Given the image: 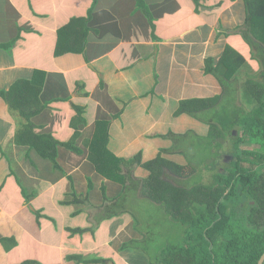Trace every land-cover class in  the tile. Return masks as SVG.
I'll return each instance as SVG.
<instances>
[{
	"label": "crops",
	"instance_id": "1",
	"mask_svg": "<svg viewBox=\"0 0 264 264\" xmlns=\"http://www.w3.org/2000/svg\"><path fill=\"white\" fill-rule=\"evenodd\" d=\"M246 13L244 0H0V264H149L136 244L122 249L146 237L119 199L124 185L145 199V170L129 162L171 160L175 132L209 128L177 112L223 93L209 58L251 56ZM18 81L42 88L29 123L60 143V170L16 141L29 123L2 93ZM77 132L80 153L64 145ZM73 189L80 203H67Z\"/></svg>",
	"mask_w": 264,
	"mask_h": 264
},
{
	"label": "trees",
	"instance_id": "2",
	"mask_svg": "<svg viewBox=\"0 0 264 264\" xmlns=\"http://www.w3.org/2000/svg\"><path fill=\"white\" fill-rule=\"evenodd\" d=\"M244 2L247 15L239 34L254 61L264 67V0ZM82 22L87 30L88 19H81ZM246 62V57L231 46L226 47L218 60L209 58L206 71L219 80L223 93L214 98L183 101L177 112L193 117L202 111L212 112L217 122L209 123L211 141L219 144L221 140H232L237 147L232 154L235 160L228 163L225 173H217L213 184L182 186L180 180L194 176L197 169L165 158L162 155L165 151L145 163L139 153L129 162L147 172L141 184L143 198L164 206L172 220L186 230L183 243L163 248L156 258L157 264H258L264 254V71L248 76L243 86L233 85L236 80L232 75ZM41 90V86L29 81H18L2 95L10 108L29 123L45 108ZM78 137L79 132L64 144L66 148L80 153L76 146ZM16 141L29 146L60 170L57 162L60 143L51 135H37L29 123L19 129ZM241 144L257 148L241 149ZM89 160L101 171L97 156L90 154ZM126 187L129 189L130 185H124L122 198ZM72 193V200L67 203H80L82 198L74 189ZM135 247L132 241L122 249Z\"/></svg>",
	"mask_w": 264,
	"mask_h": 264
},
{
	"label": "rangeland",
	"instance_id": "3",
	"mask_svg": "<svg viewBox=\"0 0 264 264\" xmlns=\"http://www.w3.org/2000/svg\"><path fill=\"white\" fill-rule=\"evenodd\" d=\"M246 58V64L232 75V78L236 80L233 85L240 84L239 86H243L244 83L242 82H246L248 76L260 75L264 71L263 65L254 61L251 56ZM242 91L240 92V98H242L244 93ZM241 104H245V102L241 101ZM213 115L210 111H202L193 118L197 119L199 116L200 120L209 124L210 121L217 122ZM193 123L195 122L193 121ZM204 124L202 130L187 127L186 130L175 132L173 136L170 135L171 138L168 139L170 140L168 144L173 153H176V156L171 160L181 165H193L197 169L194 176L180 182L186 188L201 184H213L217 173L222 171L225 173L224 169L228 163L235 160L232 158V154H235L237 149L234 142L232 140H221L219 144L216 141L212 142L209 137L210 129H207L206 124ZM251 147L255 148L254 146L242 145L241 149ZM223 154H225L226 158H223ZM146 176L147 172L143 171V179ZM173 182L177 184L176 180ZM134 192L135 187L131 185L127 198H119L121 203L126 202L127 206L134 210L132 213L135 216L134 219L146 236L143 240L135 241V244L145 253H149V264H157L156 258L163 248L168 245L183 243L186 230L181 224L172 220L164 206L155 204L147 199H137L133 194ZM118 208V206L113 205L105 209L104 213H108V217H111L112 221H116L113 220L115 218L113 214L119 211Z\"/></svg>",
	"mask_w": 264,
	"mask_h": 264
},
{
	"label": "flooded vegetation",
	"instance_id": "4",
	"mask_svg": "<svg viewBox=\"0 0 264 264\" xmlns=\"http://www.w3.org/2000/svg\"><path fill=\"white\" fill-rule=\"evenodd\" d=\"M242 145H249V146H254V147H255V148L251 147V148H246V149H256V148H257L256 145H252V144H241V145L239 146V148H241ZM227 158H230V157H227ZM252 204H255V202L253 201ZM260 259H261V258H260ZM259 261H260V260H259ZM258 263H259V262H258Z\"/></svg>",
	"mask_w": 264,
	"mask_h": 264
},
{
	"label": "water",
	"instance_id": "5",
	"mask_svg": "<svg viewBox=\"0 0 264 264\" xmlns=\"http://www.w3.org/2000/svg\"><path fill=\"white\" fill-rule=\"evenodd\" d=\"M258 264H264V254L262 255V257H261V259H260Z\"/></svg>",
	"mask_w": 264,
	"mask_h": 264
}]
</instances>
